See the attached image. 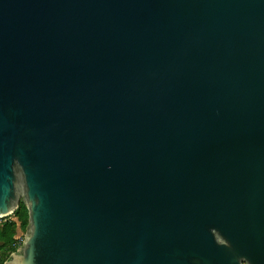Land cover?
<instances>
[{"label": "water", "instance_id": "1", "mask_svg": "<svg viewBox=\"0 0 264 264\" xmlns=\"http://www.w3.org/2000/svg\"><path fill=\"white\" fill-rule=\"evenodd\" d=\"M4 264H264V0H0Z\"/></svg>", "mask_w": 264, "mask_h": 264}, {"label": "trees", "instance_id": "2", "mask_svg": "<svg viewBox=\"0 0 264 264\" xmlns=\"http://www.w3.org/2000/svg\"><path fill=\"white\" fill-rule=\"evenodd\" d=\"M14 214L16 215L17 220H7L0 227V264H4L5 261L11 257V254L18 250V228L25 230L28 228L29 214L27 206L23 200L20 201Z\"/></svg>", "mask_w": 264, "mask_h": 264}, {"label": "rangeland", "instance_id": "3", "mask_svg": "<svg viewBox=\"0 0 264 264\" xmlns=\"http://www.w3.org/2000/svg\"><path fill=\"white\" fill-rule=\"evenodd\" d=\"M7 220L15 221V220H17V217H16V215L14 213H12V214H10L8 216H5V217H0V227ZM26 234H27V230L22 229V228H18V230H17V238L19 240V243H17L18 250L22 247L23 242H24L25 237H26ZM0 245H1V242H0Z\"/></svg>", "mask_w": 264, "mask_h": 264}]
</instances>
